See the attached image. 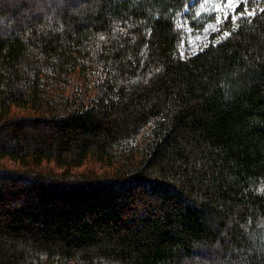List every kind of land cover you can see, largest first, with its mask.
I'll use <instances>...</instances> for the list:
<instances>
[{"label": "trees", "instance_id": "obj_1", "mask_svg": "<svg viewBox=\"0 0 264 264\" xmlns=\"http://www.w3.org/2000/svg\"><path fill=\"white\" fill-rule=\"evenodd\" d=\"M191 1L0 0V264H264V7Z\"/></svg>", "mask_w": 264, "mask_h": 264}, {"label": "rangeland", "instance_id": "obj_2", "mask_svg": "<svg viewBox=\"0 0 264 264\" xmlns=\"http://www.w3.org/2000/svg\"><path fill=\"white\" fill-rule=\"evenodd\" d=\"M257 3L254 6L248 5L249 12H255L257 9L264 7V0H256ZM249 2V0H248ZM193 3V20L195 19H206L205 24L201 28H196L192 22L184 18L177 19L178 26L186 33L185 40L181 45V55L188 56L205 46L210 40V35L219 29V24L216 21V17L219 15L215 11L217 0H192ZM40 4V1L36 3ZM243 7V5H242ZM189 7L185 11H189ZM244 10V7H243ZM226 32H220L216 37H222Z\"/></svg>", "mask_w": 264, "mask_h": 264}, {"label": "snow or ice", "instance_id": "obj_3", "mask_svg": "<svg viewBox=\"0 0 264 264\" xmlns=\"http://www.w3.org/2000/svg\"><path fill=\"white\" fill-rule=\"evenodd\" d=\"M241 5L244 7L243 12L238 10ZM215 11L219 13L216 17L218 24L228 20L229 18L235 21L238 16L242 17L246 14L255 15L254 12H249L248 10V0H217Z\"/></svg>", "mask_w": 264, "mask_h": 264}]
</instances>
